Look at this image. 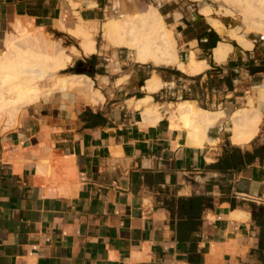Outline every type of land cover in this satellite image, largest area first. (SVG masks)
<instances>
[{"label":"crops","instance_id":"0c3cea01","mask_svg":"<svg viewBox=\"0 0 264 264\" xmlns=\"http://www.w3.org/2000/svg\"><path fill=\"white\" fill-rule=\"evenodd\" d=\"M149 3L0 0V28L20 18L77 47L102 95H47L0 131V264H264V61L252 39L250 49L223 40L178 0L158 1L160 15L178 62L206 61L203 70L141 63L97 41L113 5ZM77 15L96 29L88 54L68 31ZM219 42L231 50L217 61ZM141 96L224 114L191 130L179 117L146 115L131 101ZM250 105L262 113L258 130L235 143L232 116Z\"/></svg>","mask_w":264,"mask_h":264},{"label":"bare ground","instance_id":"6f19581e","mask_svg":"<svg viewBox=\"0 0 264 264\" xmlns=\"http://www.w3.org/2000/svg\"><path fill=\"white\" fill-rule=\"evenodd\" d=\"M218 2L222 12L227 15L239 14L247 30L259 33L260 38L264 39V0H219ZM200 11L208 17L212 27L219 31L221 24L210 17L211 5L201 6ZM121 12L123 18H111L104 21L102 30L107 38L106 41L108 40L113 46L126 48L131 59L141 63L177 64L181 70L190 73L199 72L207 66L206 61L193 60V54L187 66L178 62L172 33L165 27L164 20L156 9L137 10L133 15L125 10ZM77 18L79 19V21L77 19V26L70 32L73 31V34L79 38L82 51L88 54L95 50V41L83 25L81 17L77 15ZM55 25L65 29L61 20H58ZM10 28L4 39V51L0 55V119L9 109L25 107L56 92L63 95L76 92L86 101L91 102L102 99L99 91L93 89L88 75L81 72L69 73L65 76L58 75L59 70L67 63L73 62L74 56L79 53L75 47H62L59 41L48 44L44 33L40 31V33L28 34V29L25 30L20 18L11 23ZM17 36L21 38V43L15 40ZM229 36L243 48L252 47V42L236 33L233 28L229 29ZM230 50L231 46L228 43L219 42L213 49L214 60L225 59ZM50 78H55L52 87L43 90L42 87ZM154 81L147 83L148 90H156L159 87V83ZM258 94L264 101V82L259 87ZM131 101H135L138 107L143 106V112L146 115L154 114L158 118L163 116L160 113H166L171 118L179 117L183 126L191 130L197 129L198 123L203 126L212 125L218 116L224 114L196 108L190 102L150 103V97L147 96L135 97ZM261 117L260 109L251 105L248 109L236 110L232 119L230 118L233 131L230 139L235 143L249 141L256 134ZM42 168L39 166L40 172L43 171Z\"/></svg>","mask_w":264,"mask_h":264},{"label":"rangeland","instance_id":"374dc122","mask_svg":"<svg viewBox=\"0 0 264 264\" xmlns=\"http://www.w3.org/2000/svg\"><path fill=\"white\" fill-rule=\"evenodd\" d=\"M158 1H162V0H152V2H153L154 5L151 4V3H149L148 6L147 5H116V6L113 5V7L110 8V11H109L108 16L103 21H106V20L111 19V18H115V19H117V18H123L122 17L123 14L121 12L123 10H125L130 15H133L134 14V11H137V10L138 11H141L143 9H151V8H154V9H156L157 12L160 11L162 13L163 12V7H162V5H157L158 4ZM163 1H173L174 2L175 0H163ZM178 1L184 2V3L188 4V5H190V7H191L190 10H191L192 14L193 13H198V14L202 15L203 19L207 23H209L208 17L206 15H204V14L201 13L200 7L203 6V5H209L210 4L211 5V9H212V12L210 14V17L216 19V21H218V23L221 24L219 26V33L223 37V40L230 41L234 45H237L238 46V44L236 43V41L229 36V29L230 28H233L236 31V33L241 34V35L245 36L246 38H248L250 40L251 39L253 40V43H255L256 47L259 50V57L258 58L260 60L264 61V39L260 38L261 35L259 33H256L253 30H247V26L242 22V20L240 19L241 17H240L239 14L235 13L234 15H227V13L222 12L220 10V6H218V4H220L218 2L219 0H216V1L215 0H178ZM148 7H150V8H148ZM165 20H167V19H165ZM78 21H79V19H78ZM78 21L76 20V23H75L76 25L75 26H77ZM21 22L24 25L25 30L27 31V29H28V31H27L28 34H34V33L36 34V33H40V32L42 33L43 32L44 33V37L47 38L48 44L53 43L54 41H57V40H55V35H52L48 29L42 28L40 30L36 26H34L31 22H28V21H25V22L21 21ZM82 22H84L83 19H82ZM209 24H211V23H209ZM83 25H85L86 29L90 32V36L92 37V39H94V33H95V30L96 29H93L91 27H88L87 26L88 23H85V22L83 23ZM167 26L169 27V25H167ZM167 26L165 24V27L166 28H168ZM74 28H76V27H74ZM10 29L11 28H10V25L8 23L3 24V26L0 28V55H2V52L4 51L3 50V48H4V44H3L4 35ZM70 30L71 29H69V32H70ZM71 32L73 34V31H71ZM106 39L107 38L104 36V32H100L99 35L97 36V41H99V42H103L104 41L103 42L104 43L103 45L105 47L111 45V43L108 40L106 41ZM15 40L18 43H21V38L20 37L17 36L15 38ZM94 41H95V39H94ZM62 47H65V46H62ZM66 48H68V47H66ZM76 49L80 53V50L77 47H76ZM79 53L76 54V56H74L73 62L67 63V65L64 68H62V69L59 70L58 75L65 76V75H67L69 73L76 72V71L70 70V68H73L74 69V67H75L74 66L75 65L74 64V61L76 59H78ZM83 71L84 72H87L86 70H83ZM84 72H81V74H83ZM76 73H79V72H76ZM53 79L55 80V78L48 79L47 82L45 83V85L42 87V89L43 90H48L49 88H51L52 85H53V83H54L53 82ZM57 95H59V96H65V97L66 96L67 97H70V96L77 95L80 98H82L83 100H85L82 95H79L76 92H70L67 95L66 94L65 95L57 94ZM51 98L54 101H56L57 103H60L61 102L56 95H52ZM82 103H84V101H82V100H77L75 102L76 105H79V104H82ZM22 108L23 107H20L19 109L14 108V110H10L9 109L7 112L3 113V116L0 119V131H5L6 129L12 127L15 124L14 122H15L16 116L21 111ZM15 109L17 111H15Z\"/></svg>","mask_w":264,"mask_h":264},{"label":"water","instance_id":"95a60500","mask_svg":"<svg viewBox=\"0 0 264 264\" xmlns=\"http://www.w3.org/2000/svg\"><path fill=\"white\" fill-rule=\"evenodd\" d=\"M74 68L76 69V71L77 72H81V71H83V70H86V71H90L91 70V65H90V67H88V68H85V67H79L81 64H82V60L80 59V58H78V59H76L75 61H74Z\"/></svg>","mask_w":264,"mask_h":264},{"label":"flooded vegetation","instance_id":"af4514ba","mask_svg":"<svg viewBox=\"0 0 264 264\" xmlns=\"http://www.w3.org/2000/svg\"><path fill=\"white\" fill-rule=\"evenodd\" d=\"M91 63L88 62L87 64L86 63H82L79 67H85V68H88L90 67Z\"/></svg>","mask_w":264,"mask_h":264},{"label":"trees","instance_id":"16d2710c","mask_svg":"<svg viewBox=\"0 0 264 264\" xmlns=\"http://www.w3.org/2000/svg\"><path fill=\"white\" fill-rule=\"evenodd\" d=\"M70 70H73V71H76V69L74 68H70ZM77 72V71H76ZM76 72H74V73H76ZM81 72H84V71H81ZM87 72H84L83 74H86ZM87 75L89 76L90 74L89 73H87Z\"/></svg>","mask_w":264,"mask_h":264}]
</instances>
